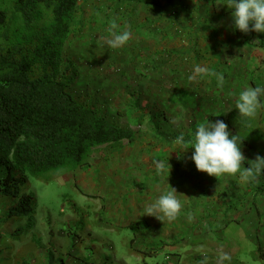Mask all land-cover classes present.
I'll list each match as a JSON object with an SVG mask.
<instances>
[{
  "label": "rangeland",
  "instance_id": "rangeland-1",
  "mask_svg": "<svg viewBox=\"0 0 264 264\" xmlns=\"http://www.w3.org/2000/svg\"><path fill=\"white\" fill-rule=\"evenodd\" d=\"M208 2L80 1L79 23L64 49L71 66L69 91L81 103L139 133V138L132 144L125 141L121 148L99 147L91 154L86 169L56 173L49 182L29 177L27 186L17 181L6 184L3 178L9 170H1L2 188L14 195L0 194V264H199L204 254L209 264H216L217 250L233 247L228 242L214 244L217 249L209 248L205 238L208 228L198 236L201 243L187 230L163 233L157 222L144 215V206L138 213L133 210L124 215L118 212L120 201L116 202L123 197L118 196L119 186H129L134 197L149 196L152 203L162 192L165 194L156 187L160 183L168 191L171 187L177 191L183 205L177 220L185 228L195 212L202 219L209 212L220 216L225 206L220 184L234 175L216 178L199 172L191 160L192 145H177L176 137L183 133L186 140L194 138L198 124L217 120L240 137L243 147L251 148L248 143L254 136H264V95L260 97L262 107L247 122L235 108L246 82L264 87V33L250 36L234 29L231 9L221 1L209 9L212 2ZM112 23L118 26L117 32L131 29V39L119 49L99 47L98 39L111 36ZM232 33L237 44L246 45L244 48L233 46ZM196 65L209 72L217 68L226 74L227 82L218 87L216 78L210 79L207 74L198 82H189ZM154 160H168V177L157 174ZM258 178L264 186V172ZM93 182L98 192H93ZM105 184L109 187L104 188L113 189L107 194L102 191ZM89 191L92 195L86 194ZM30 194L34 195L33 228L28 218L4 220L9 209ZM113 213L124 215L125 221L133 218L134 222L145 223L134 234L124 227L123 217L116 225ZM138 214L140 219L136 218ZM236 235L245 242L244 249L224 250L231 255V261L225 264H264L242 232Z\"/></svg>",
  "mask_w": 264,
  "mask_h": 264
},
{
  "label": "trees",
  "instance_id": "trees-1",
  "mask_svg": "<svg viewBox=\"0 0 264 264\" xmlns=\"http://www.w3.org/2000/svg\"><path fill=\"white\" fill-rule=\"evenodd\" d=\"M80 1L0 0V171L9 170L3 183L27 186L29 177L49 182L56 173L86 169L99 147L121 148L139 138L69 91L71 66L64 49L79 23ZM0 194H13L2 181ZM33 199L24 196L4 220L28 218L33 228ZM144 223L130 229L137 234ZM258 256L264 261L262 242Z\"/></svg>",
  "mask_w": 264,
  "mask_h": 264
},
{
  "label": "clouds",
  "instance_id": "clouds-1",
  "mask_svg": "<svg viewBox=\"0 0 264 264\" xmlns=\"http://www.w3.org/2000/svg\"><path fill=\"white\" fill-rule=\"evenodd\" d=\"M227 7L232 10L233 28L243 33L250 31L264 33V0H228ZM118 26L112 23L109 32L110 37H102L97 40L99 47L107 46L109 49H119L131 39V29L117 32ZM215 76L217 86L224 84V77L219 72H209L206 67L196 65L188 76L189 82H198L203 75ZM261 95H264V87H247L236 101L239 117L247 120L254 118L257 110L262 107ZM242 140L238 135H232L228 126L222 120L208 121L197 125L194 138L185 139L183 133L176 137L174 143L186 145L190 143L194 149L191 160L195 163L199 172L207 173L216 178L222 174H239L241 182H259L258 177L264 172V158L257 155L254 160L248 161L249 166L244 167L245 156L241 150ZM157 174L167 177L170 174L171 165L164 160H154ZM177 191L171 190L160 195L154 202L146 205L145 214L153 216L160 221H174L177 219L183 207L177 198ZM192 217L189 216L191 221ZM202 251V249H200ZM231 261V255L220 248L216 252V264H225ZM199 264H209L207 254L199 261Z\"/></svg>",
  "mask_w": 264,
  "mask_h": 264
},
{
  "label": "crops",
  "instance_id": "crops-1",
  "mask_svg": "<svg viewBox=\"0 0 264 264\" xmlns=\"http://www.w3.org/2000/svg\"><path fill=\"white\" fill-rule=\"evenodd\" d=\"M208 1H209L208 3L212 2L209 9H212L214 5L218 6L220 1L226 5L228 3V0L227 1L216 0L214 2L213 0H208ZM209 9L207 11H209ZM229 12H232V10ZM230 18H231L230 20H233L232 17ZM223 32L225 33L226 29H224ZM228 33L229 31L227 30V37H228ZM254 33L250 31L249 35L252 36ZM231 37L234 42L233 46H235V44H237V41L235 40L233 33ZM224 41L227 44H229L228 43L229 41L227 38ZM240 45H243V48L246 46L242 43H238L237 47H239ZM246 52H248V49L246 50ZM250 53L251 55L253 54V52H250ZM223 65H224V62H223ZM225 65L228 66V64H225ZM217 72L221 73L220 71H217ZM225 81L227 82V80ZM247 87H254L253 82H246L243 88L246 89ZM222 89L225 90L224 87H222ZM214 97L216 98V96ZM248 144L252 147L251 148L243 147L242 142H241V150L246 158L244 165H243L244 167H248L249 166L248 161L254 160L257 155L264 158V136H254L252 143H248ZM235 176L236 174L231 178L227 176L226 177L227 179H222L223 182L220 184L222 185V191L224 195L225 193H227L226 196L223 195L222 202H225V206H224V209L220 211L222 212L220 216L218 214L214 215L213 212H209L207 213V215L204 216L205 218L202 219L203 216L200 213L197 214V212H195L193 213V215H191L192 220L189 221L187 228H185L186 226L184 225L182 226V224L177 219L174 221H169L166 219L163 222L156 219L155 217L152 218L151 216H149V219H151V222L154 224L155 222H157L159 226L164 229L163 233L164 232L169 233V231H173L172 234H177V233H182L181 230H187V232L189 231L190 236H194V238H196L198 243H201L199 240H202L201 237H198L200 233L202 232V229L208 228V229H205V232L207 231L206 232L207 237L205 238H208V241L206 240V242L208 243V245H210L208 247L211 249L218 248V246H214V244L216 243L222 246L223 244L230 242V244L228 245H233V247H223L222 246L221 248H223V250H232V249H235V251L243 250L244 248L242 246L245 245V242L243 241V239H239L237 235L236 237L234 236L235 233L240 231L242 232V237L246 239L247 242H251L253 247H256V251L258 255L259 243L260 242L264 243V186L261 185L260 181L259 182L251 181L247 183L241 182L240 178H235ZM209 179H211V177H209ZM92 185H95L93 186V192H98V189L96 187L98 186L97 183L93 182ZM79 186H81L83 189L82 184L79 183ZM106 186H108V184H105L103 188ZM84 187H87V185L86 186L84 185ZM156 187L157 188L160 187L159 189H161L162 191H165V193L168 191V189H166L164 184L160 185V183H158ZM259 187L262 188V191L259 190ZM103 190L107 194L113 189L111 190L110 188H104L102 189V191ZM120 190H121L120 192L121 194L118 195L119 197L122 196V194L124 197L126 196L127 193H129L128 197H126L125 199L122 197L121 200L119 199L116 200V202L120 201V203L117 205L118 212L119 210L122 213L125 212L124 215H127L130 211H133V210H134V213H138L137 210H139V207H141L142 209L143 206L145 208L146 205L151 203L149 200L150 198L149 196L145 198L144 196H141L140 198L134 197L136 194L134 191H131V188L129 186L128 187L119 186V189L117 191H120ZM229 193H231L230 197L228 196ZM86 194L92 195V192L89 191ZM162 194H164V192H162L161 195ZM194 209L197 210L198 208L195 207ZM205 209L207 210V208ZM124 215L120 216V217H123V221H124L123 225H125L124 226L125 228L130 229V226L135 222L133 221V218H130L129 221H125ZM112 217L113 219H116V225L119 224V221L122 220L120 217H117V214L115 213L112 214ZM136 218L140 219L141 214H138ZM170 225H172V228Z\"/></svg>",
  "mask_w": 264,
  "mask_h": 264
}]
</instances>
